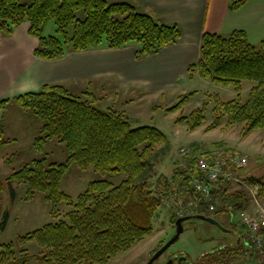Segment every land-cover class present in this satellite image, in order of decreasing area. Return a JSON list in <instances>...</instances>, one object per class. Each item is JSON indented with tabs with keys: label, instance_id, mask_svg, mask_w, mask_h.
<instances>
[{
	"label": "trees",
	"instance_id": "1",
	"mask_svg": "<svg viewBox=\"0 0 264 264\" xmlns=\"http://www.w3.org/2000/svg\"><path fill=\"white\" fill-rule=\"evenodd\" d=\"M250 1L229 0V8L237 11ZM80 10L84 11V18L77 16ZM52 20L56 34L45 36V28ZM24 22L30 23V34L39 39L35 55L47 60L64 57L69 52L121 49L129 45L136 47L135 56L141 60L175 45L182 37L179 25L138 11L128 2L0 0V36L12 34ZM188 74L233 86L238 93L230 101H217L213 122L207 130L241 125V135L247 137L264 129V40L256 46L244 30H235L228 36L206 31L199 60L189 67ZM244 81L253 84L246 99L241 95ZM189 95H181L168 111L182 109ZM11 101L42 120L40 135L34 141L38 152L44 151L45 144L52 140L64 143L68 152L65 162L35 158L14 170L6 179L12 199L17 197L15 183H24L26 200L35 199L39 192L46 193L52 214H58L59 202H67L74 209L67 213V220L49 222L19 236V246L36 242L41 247L36 254L25 248L18 251L14 242L0 243V264H27L32 258L45 264H109L118 254L130 251L152 235L154 219L165 199L173 201L170 208L174 222L179 218L176 209L180 198L186 204L190 199L199 201L205 208V201L191 187L193 180L203 179L197 171V157H192L185 167L175 162L170 177L157 175V158L167 143L166 133L151 125L134 127L123 112L100 108L91 89L80 95L64 84H47L39 91L0 101V110ZM207 109L208 104L204 103L191 114L179 117L177 122L186 123L190 131L197 130L207 119ZM7 142L0 119V145ZM72 165L92 167L104 175L124 174L125 178L119 184L109 178L93 180L75 201L62 189L63 179ZM241 176L259 187L264 200V178L243 172ZM4 187L0 180V198ZM230 187L231 184H225L212 189L214 195L223 198L225 207L213 213L206 211L207 216L218 219V214L230 215L227 206L235 210L248 207L245 189L230 191ZM9 219L10 211L6 210L0 221V235ZM245 235L238 242L220 245L195 261L186 256L178 264H234V261L254 259L255 248L244 241Z\"/></svg>",
	"mask_w": 264,
	"mask_h": 264
},
{
	"label": "rangeland",
	"instance_id": "2",
	"mask_svg": "<svg viewBox=\"0 0 264 264\" xmlns=\"http://www.w3.org/2000/svg\"><path fill=\"white\" fill-rule=\"evenodd\" d=\"M77 16L84 18V11L80 10ZM55 34L56 24L52 20L47 24L44 35ZM252 85L250 81L243 82L241 93L243 99L248 97ZM94 86L92 92L96 97L95 104L100 108L123 112L134 127L151 125L166 133L167 143L162 146L157 158V175L170 177L175 162H179V165L184 167L188 165V161H185L180 155L183 149L189 150L188 156L198 157L206 151L223 147L238 150L248 158L249 164L242 170L245 175L250 174L264 178V129L253 131L247 137L241 135V125H235L231 129L222 127L213 130L206 129L213 122V109L217 101L227 102L237 97L238 93L233 86L214 83L198 74L182 75L176 84L148 93H142L135 88L117 89L114 87L113 80L106 82L104 87H100L102 84H94ZM83 90L85 91L86 88ZM70 91L84 95L81 89L79 91L70 89ZM190 93L192 94L189 95ZM181 95H189L186 105L176 112H169L168 108L175 105ZM86 98H90V96ZM204 103L208 104V109L207 119L202 127L190 131L186 123L177 122L179 117L191 114ZM15 105L18 110L9 108L5 113H2L3 115L0 113L4 139L8 140L3 146L0 145V180L5 183L0 198V221L4 211H10L7 228L0 235V243L14 242L18 251L25 248L29 253L36 254L40 252L41 247L36 242L21 247L18 244L19 236L38 229L46 223L60 219L67 220V213L73 210L74 206L67 202H59L58 214L54 215L51 213L52 205L45 198L46 193L39 192L35 199L26 200L27 185L24 183H15L17 197L16 200H13L6 179L14 170H18L35 158L46 157L48 162H65L68 152L65 144L58 140L47 142L44 151L38 152L34 147V141L40 135L39 129L42 126V120L37 116L27 114L17 104ZM102 178H109L115 184H119L125 175H104L96 172L92 167L80 168L72 165L63 179L62 189L73 196L76 201L91 181ZM239 188L240 185L231 183L229 190L236 191ZM172 202V199L164 200L154 219L152 235L138 243L130 251L118 254L109 264H147L154 253L176 233L177 226L173 221V210L170 208ZM246 209L250 212L255 211V205L250 198ZM194 213L197 212H190L188 215ZM229 216V214H218V220H221L222 224L233 232H227L217 225L199 218L184 221V231L180 238L158 258L156 264H166L174 256L178 258L189 256L195 261L220 245L238 242L244 234H247V230L244 226L233 224ZM249 252L247 249V253ZM246 262L243 260L242 262L234 261V264H245ZM27 264L45 263L32 258ZM173 264L178 263L174 261Z\"/></svg>",
	"mask_w": 264,
	"mask_h": 264
},
{
	"label": "crops",
	"instance_id": "3",
	"mask_svg": "<svg viewBox=\"0 0 264 264\" xmlns=\"http://www.w3.org/2000/svg\"><path fill=\"white\" fill-rule=\"evenodd\" d=\"M108 1L128 2L138 11L177 24L182 37L175 45L141 60L135 56L134 45L69 52L64 57L47 60L35 55L39 39L30 34V23L24 22L12 34L0 36V101L13 100L56 83L72 91L85 92L93 90L94 84L104 87L106 82L113 80L117 89L135 88L148 93L174 85L180 76L188 74L189 67L199 60L202 36L206 31L228 36L235 30H244L253 44L264 40V0H251L237 11L229 8V0ZM15 104L9 102L0 110L1 115L9 108L18 110ZM184 159L189 162L193 158Z\"/></svg>",
	"mask_w": 264,
	"mask_h": 264
},
{
	"label": "built area",
	"instance_id": "4",
	"mask_svg": "<svg viewBox=\"0 0 264 264\" xmlns=\"http://www.w3.org/2000/svg\"><path fill=\"white\" fill-rule=\"evenodd\" d=\"M188 152L189 150L183 149L180 154L186 155ZM248 164V158L238 150H229L222 147L198 156L196 167L203 179L196 178L192 181L191 187L205 201V208L199 204V201L190 199L186 204L180 198L176 213L179 217L188 215L190 212L205 214L207 211L213 213L222 206L225 207V202L220 196L214 195L212 189L231 183L240 185V188L247 191L250 200L254 203L255 211L250 212L246 208L235 210L234 207L227 206L231 211L229 219L246 228L247 234L244 241L255 248L254 259L248 260L245 264H264V201L260 197L259 187L255 184H249L241 176L242 170Z\"/></svg>",
	"mask_w": 264,
	"mask_h": 264
},
{
	"label": "water",
	"instance_id": "5",
	"mask_svg": "<svg viewBox=\"0 0 264 264\" xmlns=\"http://www.w3.org/2000/svg\"><path fill=\"white\" fill-rule=\"evenodd\" d=\"M192 218H199V219L207 220L227 232H233L232 230L224 227L223 224L217 218L213 216H207L206 214H203V213H194L190 215L181 216L176 221V226H177L176 233L167 243H165L159 250H157L154 253V255L149 259L147 264H156V261L158 260V258H160V256L164 254L180 238L182 232L184 231L183 222L188 219H192ZM176 259H178V261L180 262V260L186 259V256H181L179 258L177 256H174L173 258H170L166 264H173Z\"/></svg>",
	"mask_w": 264,
	"mask_h": 264
},
{
	"label": "flooded vegetation",
	"instance_id": "6",
	"mask_svg": "<svg viewBox=\"0 0 264 264\" xmlns=\"http://www.w3.org/2000/svg\"><path fill=\"white\" fill-rule=\"evenodd\" d=\"M254 176H255V175H254ZM176 262L178 263V260H175V263H176Z\"/></svg>",
	"mask_w": 264,
	"mask_h": 264
}]
</instances>
